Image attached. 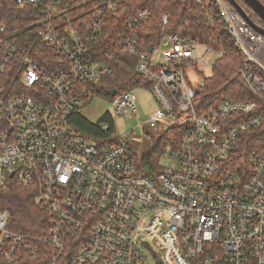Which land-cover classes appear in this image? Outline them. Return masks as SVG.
Instances as JSON below:
<instances>
[{"label": "built area", "instance_id": "built-area-1", "mask_svg": "<svg viewBox=\"0 0 264 264\" xmlns=\"http://www.w3.org/2000/svg\"><path fill=\"white\" fill-rule=\"evenodd\" d=\"M7 1L31 9L39 42L15 34L0 13V189L17 183L33 191L47 208L49 229L31 238L12 229L0 209V264H264V148L238 169L227 162L239 134L263 128L264 114L245 99L195 108L192 74L211 46L162 33L148 52L132 34L101 58L93 49L102 9L85 27H74L65 0ZM216 1L239 49L264 73V35L226 0ZM99 4L116 8L115 0ZM146 16L143 10L131 21ZM122 52L135 56L136 70L150 80L156 108L149 126L182 129L179 143L150 168L112 131L95 138L67 120L96 96L92 85L112 72ZM242 76L251 91L264 94L263 78ZM110 97L117 114L136 111L131 90Z\"/></svg>", "mask_w": 264, "mask_h": 264}, {"label": "trees", "instance_id": "trees-1", "mask_svg": "<svg viewBox=\"0 0 264 264\" xmlns=\"http://www.w3.org/2000/svg\"><path fill=\"white\" fill-rule=\"evenodd\" d=\"M65 1L73 6L70 16L74 27H85L97 7L103 10V30L95 40L93 49L95 55L101 58L105 50L111 48L116 41L132 34L136 37V46L148 52H152L162 33H178L208 43L220 54L213 63L211 76L204 77L195 89V108L203 109L227 98L245 99L255 100L264 114V94L251 91L242 72L250 71L263 79L264 73L255 64L247 61L237 46L228 31L227 23L220 15L216 0H115L116 8L113 10L107 9L104 4L100 5L99 0ZM260 1L264 4V0ZM241 4L253 21L264 27V22L242 2ZM143 10L147 11L145 19L132 22L131 18ZM0 13L3 22L15 34L25 35L28 42H39L31 31L34 14L29 7L15 8L9 1L0 0ZM163 15L166 16V21L163 20ZM41 45V49H46ZM38 60L46 65L44 57H38ZM136 60L135 56L122 52L112 63V72L100 80L107 82V86L100 87V82L93 84L92 94L110 96L107 93L109 88L121 91L140 86L149 87L150 80L136 70ZM102 119L111 123L108 114ZM67 120L75 130L95 138L105 137L112 131L111 125L104 131L99 123L89 121L80 112L69 115ZM181 133L182 129L177 127L163 129L152 140L150 149L142 155V167L157 165L161 153L168 146L179 143ZM263 134L264 126L259 132L252 129L239 134V139L227 158L232 169H238L245 163L251 151L264 148V138L261 137ZM34 196L35 193L30 189L12 183L7 189H0V209L7 211L12 229L39 239L48 232L49 215L47 208L37 203Z\"/></svg>", "mask_w": 264, "mask_h": 264}, {"label": "rangeland", "instance_id": "rangeland-1", "mask_svg": "<svg viewBox=\"0 0 264 264\" xmlns=\"http://www.w3.org/2000/svg\"><path fill=\"white\" fill-rule=\"evenodd\" d=\"M162 48H159L156 59L161 62ZM198 49V55H199ZM219 52L210 51L204 57V66L200 71L192 74V81L201 83L204 77H209L212 74L213 63L215 59L219 57ZM159 55V58H158ZM100 87L107 86V82L99 81ZM131 92L135 96L136 111L129 115L117 114L111 104L110 96L102 94L94 96L89 102L79 109L81 115L87 118L91 122H97L100 125H111V130L114 135L128 141L138 157V164H143L142 155L150 149L152 140L162 131V127L153 128L149 126L150 115L156 108V101L147 86L134 87ZM109 114L111 117V123L102 119L104 115ZM139 137L143 141H133L132 137ZM167 164L168 161L163 162ZM147 167V166H145Z\"/></svg>", "mask_w": 264, "mask_h": 264}, {"label": "water", "instance_id": "water-1", "mask_svg": "<svg viewBox=\"0 0 264 264\" xmlns=\"http://www.w3.org/2000/svg\"><path fill=\"white\" fill-rule=\"evenodd\" d=\"M233 8L242 15L245 20L251 25L254 29L264 35V27L256 24L247 11L242 6L241 2L251 9L263 22H264V4L260 0H226ZM241 1V2H240ZM116 92L115 88H109L107 93L110 95H114Z\"/></svg>", "mask_w": 264, "mask_h": 264}, {"label": "flooded vegetation", "instance_id": "flooded-vegetation-1", "mask_svg": "<svg viewBox=\"0 0 264 264\" xmlns=\"http://www.w3.org/2000/svg\"><path fill=\"white\" fill-rule=\"evenodd\" d=\"M262 27V26H261Z\"/></svg>", "mask_w": 264, "mask_h": 264}]
</instances>
